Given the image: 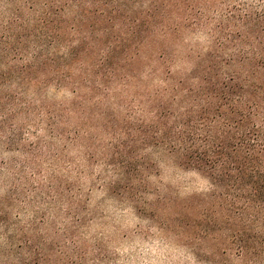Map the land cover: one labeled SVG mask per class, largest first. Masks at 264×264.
Segmentation results:
<instances>
[{"label": "trees", "instance_id": "1", "mask_svg": "<svg viewBox=\"0 0 264 264\" xmlns=\"http://www.w3.org/2000/svg\"><path fill=\"white\" fill-rule=\"evenodd\" d=\"M197 32L200 51L185 41ZM63 88L73 100L55 104ZM95 115L129 147L120 168L146 175L167 154L206 172L219 194L198 203L195 239L264 264V0H0V264H109L82 240L75 183L51 170L35 185L9 159L41 125L66 146L85 134L72 119Z\"/></svg>", "mask_w": 264, "mask_h": 264}, {"label": "rangeland", "instance_id": "2", "mask_svg": "<svg viewBox=\"0 0 264 264\" xmlns=\"http://www.w3.org/2000/svg\"><path fill=\"white\" fill-rule=\"evenodd\" d=\"M185 41L196 51L206 47L200 32L187 35ZM152 49L147 44L141 50L142 60L162 69ZM183 57L182 54L175 61L178 72L188 67ZM49 95L55 104L70 103L74 97L70 88L53 89ZM85 106L90 110L92 104ZM73 124L85 132L74 143L47 144L41 125L38 130L43 134L42 142L31 139L21 156L9 159L26 165L24 176L35 185L46 184L51 170L59 182L75 183L82 201L79 211L85 219L81 237L90 254L99 248L109 264H253L234 254L222 256L214 242L195 239L203 218V208L198 203L208 200L213 191L219 194L206 172L187 167L167 154H149L151 167L146 175L137 173L134 167L120 168L114 154L117 149L128 152L129 147H125L127 143L119 131L107 127L103 116L95 115L86 121L74 117ZM2 190L0 186V193Z\"/></svg>", "mask_w": 264, "mask_h": 264}]
</instances>
